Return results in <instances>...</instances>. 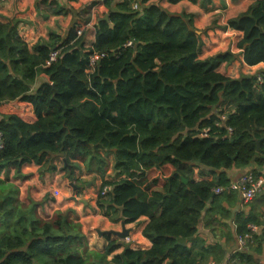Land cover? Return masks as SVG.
<instances>
[{
    "label": "trees",
    "instance_id": "trees-1",
    "mask_svg": "<svg viewBox=\"0 0 264 264\" xmlns=\"http://www.w3.org/2000/svg\"><path fill=\"white\" fill-rule=\"evenodd\" d=\"M104 1L109 22L99 21L95 44L85 47L76 23L55 47L59 55L51 65L52 47L38 45L31 53L17 24L0 22V176L35 163L43 177L61 155L70 176L78 161L103 178L112 153L118 179L104 181L98 207L108 216L119 211L125 225L147 217L143 234L152 247L133 250L107 237L104 253L91 251L82 226L68 213L43 219L34 200H19V189L6 175L0 177V264L220 261L222 247L207 246L197 236L204 214L215 223L234 219L239 236L250 224L261 225V215L234 216L230 208L237 194L214 195L215 188L229 185L224 174L218 182L198 183L192 175L195 167L211 172L264 167V73L261 82L257 76H223L219 68L236 59L231 51L200 60L192 16L145 6L150 0H139V10L128 1ZM251 1L229 27L243 33L238 48L244 62L255 66L264 62V0ZM48 6L49 13L63 12ZM95 52L103 56L91 70ZM41 73L49 82L32 90ZM206 129L208 136L201 137ZM105 187L112 191L102 195ZM263 246L264 231L250 252L236 255L237 262L259 264ZM120 247L123 253L110 261Z\"/></svg>",
    "mask_w": 264,
    "mask_h": 264
},
{
    "label": "crops",
    "instance_id": "crops-1",
    "mask_svg": "<svg viewBox=\"0 0 264 264\" xmlns=\"http://www.w3.org/2000/svg\"><path fill=\"white\" fill-rule=\"evenodd\" d=\"M47 1L52 3L53 9L62 7L63 12L49 13L48 3L45 5L44 0H0V22L16 23L18 35L28 45L31 53H35V48L38 45L52 47L55 50V47L66 39L71 27L76 23L80 24L81 31L85 35V47L89 49L95 44L99 21L109 12L104 0ZM152 5H157L170 14L184 13L192 16L195 33L202 44L198 57L200 60L205 61L228 51L235 54L234 61L224 63L219 68V72L223 76L238 79L242 76H258L264 73V62L255 66H249L244 62L243 51L238 48L243 33L229 27L230 20L248 12L253 1L195 0L192 2L184 0L172 4L169 0H150L145 4V6ZM47 82H49V78L43 73L39 74L32 90H36ZM20 116L25 117L26 113L21 112ZM108 161L110 166L103 178L96 173H87L84 164L78 161L72 162L75 169L70 176V172L66 169L65 157L61 155L54 159L55 170L46 172L43 177L40 175L41 166L35 163L25 164L19 172L10 169L3 172L0 177L4 179L7 175L10 182L17 186L19 200L23 202H27L28 199L34 200L38 204V212L43 219H51L56 212L68 213L74 222L82 226L91 251L104 253L108 245L107 237L113 241L124 243L117 236L103 234L107 231L122 232L124 229L129 231L132 239L130 244L125 243V245L133 250H149L152 247V242L143 234L149 223L147 217H141L136 222L125 225L119 221L121 220L119 211L108 216L98 207L99 193L104 181L113 182L118 179L115 171V158L112 153L108 156ZM239 173L240 176L252 173L255 178L259 179L264 177V167L260 168L254 164L244 169L232 168L217 172L195 167L192 181L196 183L218 182L220 174H224L230 185L236 180ZM68 188L71 189V192L68 191ZM226 192L237 194V202H234L230 208L234 216L239 213L249 216L252 212L261 215V225L259 226L262 228L257 236L263 239L264 200H262V196H264V192L248 204L243 202L238 192ZM225 206L228 207L227 204ZM234 221V219H222L217 223L210 222L205 219L204 214L198 227L197 236L204 240L207 246L217 243L222 247L225 256L220 261L215 257H210L201 264H234L238 261L237 254L250 252L253 247L238 250L239 234L236 221ZM181 242H184V239ZM123 251L124 247L116 249L108 256V259L113 260ZM256 260L259 264H264V246L262 253L256 256ZM164 264L171 263L165 261Z\"/></svg>",
    "mask_w": 264,
    "mask_h": 264
},
{
    "label": "built area",
    "instance_id": "built-area-1",
    "mask_svg": "<svg viewBox=\"0 0 264 264\" xmlns=\"http://www.w3.org/2000/svg\"><path fill=\"white\" fill-rule=\"evenodd\" d=\"M119 1H128L131 3L132 8L134 10H139L140 6L138 0H119ZM83 32L80 30L78 32V36H81ZM132 42L128 43V46H132ZM59 52L57 50L52 51L47 61V65H51V63L55 62ZM99 53H92L90 55V69L94 70L97 61L102 57ZM258 80L261 82L262 76H257ZM225 119V117H223ZM232 133V129L229 130ZM209 134V130L206 129L204 132L200 133L201 137H207ZM4 149V139L3 134L0 132V152ZM110 191H112L111 187H105L102 190V195H107ZM215 195H220L226 191H236L238 192L242 200L245 204L252 202L261 192L264 191V177L255 178L252 173H246L242 175L238 180L234 181L229 185V187H217L213 190ZM262 221L264 224V216L262 217ZM249 232L244 235L238 236V250H244L245 248H250L256 245V237L260 232L261 228L259 225L250 224ZM120 233V232H119ZM124 243L130 244L132 242L131 236L128 234L127 237L122 239ZM234 264H242L240 262H235Z\"/></svg>",
    "mask_w": 264,
    "mask_h": 264
},
{
    "label": "water",
    "instance_id": "water-1",
    "mask_svg": "<svg viewBox=\"0 0 264 264\" xmlns=\"http://www.w3.org/2000/svg\"><path fill=\"white\" fill-rule=\"evenodd\" d=\"M106 21V22H109V16H105L103 19H101L100 21ZM112 26V25H111ZM261 141H258V145H260ZM260 149V147L258 148V150ZM183 182L184 183H187L186 180L183 179ZM103 234L105 235H114V236H117L119 237L120 239H124L125 237L128 236L129 234V231L127 229H124L122 232H114V231H107V232H104ZM182 241V240H181Z\"/></svg>",
    "mask_w": 264,
    "mask_h": 264
},
{
    "label": "rangeland",
    "instance_id": "rangeland-1",
    "mask_svg": "<svg viewBox=\"0 0 264 264\" xmlns=\"http://www.w3.org/2000/svg\"><path fill=\"white\" fill-rule=\"evenodd\" d=\"M241 176H240V173L237 175V177H236V180H238L239 178H240ZM236 180H234V181H236ZM68 191H70L71 192V189H69L68 188ZM264 192V191H263ZM263 192H261L260 194H262ZM256 199V198H255ZM254 199V200H255ZM255 202V201H254ZM253 247H255V246H253ZM252 248V247H251Z\"/></svg>",
    "mask_w": 264,
    "mask_h": 264
}]
</instances>
